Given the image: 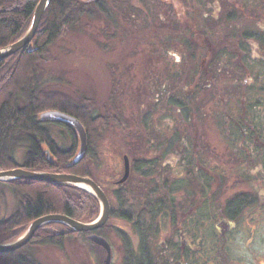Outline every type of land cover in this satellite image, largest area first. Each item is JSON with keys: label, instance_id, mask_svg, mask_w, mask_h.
<instances>
[{"label": "rangeland", "instance_id": "rangeland-1", "mask_svg": "<svg viewBox=\"0 0 264 264\" xmlns=\"http://www.w3.org/2000/svg\"><path fill=\"white\" fill-rule=\"evenodd\" d=\"M166 1L105 0L104 12L83 17L50 48L42 65L44 87L75 100H93L94 114L109 117L107 129L94 141L89 165L93 179L103 189L115 212L99 233L114 247L115 264H120L123 254V232L118 228L125 230L123 235L132 238L130 223H148L139 218L142 208L136 201L128 198V202L123 203L116 197L114 183L124 173L123 157L128 156L131 163L137 165L123 190L128 197H136L137 187L142 186L154 191L155 201L159 202L166 199L164 194L169 188V220L163 219L166 211H158L159 215L152 218L154 224H169L170 230L173 224L187 223V207H194L200 200L198 185L187 178L184 146L190 145L191 159L193 144H197L199 159L213 165L217 160L214 150L218 135L223 129L234 127L232 121L239 120L238 114L242 111L262 108L250 93L251 83H243L247 79H258L256 72L261 73L262 69L252 65L247 71L241 66L246 62L245 56H231L226 51L236 46L230 39L235 25L242 28L238 32L262 33L264 0L251 10L255 13L253 17L260 19L256 20L258 25L251 18L245 20L242 10H235L230 0H171L169 5ZM237 2L245 4V0ZM243 9L246 15H252L250 8L244 5ZM232 13L237 17L232 21L226 19ZM195 15L206 16L196 27H204L213 44L221 41L216 55L211 52L207 56L206 43L199 35H194L191 25ZM257 40L239 39L237 46L243 43L249 50L261 47ZM222 47L228 49L221 52ZM203 56L208 59L202 68ZM200 68L203 71L200 81L193 85ZM235 79L237 88H231L229 82ZM243 85L247 87L244 98ZM253 86L261 90L259 83ZM51 131L60 147L68 148L67 132L61 127H51ZM167 147L169 152H166ZM22 153L16 159L20 165ZM157 177H164L161 183ZM167 177L169 183L164 184ZM19 201V195L11 186L0 183V222L14 214ZM129 211L133 213L132 222L121 217ZM171 234L169 245L173 246L177 237L176 232ZM30 254L39 264H103L101 253L84 236L66 240L62 248H35Z\"/></svg>", "mask_w": 264, "mask_h": 264}, {"label": "trees", "instance_id": "trees-1", "mask_svg": "<svg viewBox=\"0 0 264 264\" xmlns=\"http://www.w3.org/2000/svg\"><path fill=\"white\" fill-rule=\"evenodd\" d=\"M39 1L0 0V49L16 43L25 35ZM104 1L51 0L30 47L0 61V171L23 168L93 179L89 165L92 146L107 129L109 117L94 114L93 100H75L58 90L44 87L41 78L42 65L50 48L62 40L83 17L104 12ZM48 111L71 115L86 129L89 149L78 165L72 166V160L79 150L76 132L60 123L41 121V114ZM51 127H61L67 132L70 139L68 148L60 147L53 137ZM46 151L50 152L51 162ZM20 152H23L21 165L16 160ZM6 185L14 189L20 201L14 214L0 222V244L18 238L33 221L46 215H65L76 221L91 222L100 213L99 201L88 192L73 186L31 180H16ZM137 188L136 197H128L129 195L123 193V188L116 190V197L123 203L128 198L136 201L143 208L139 214L141 218L154 221V217L151 218L155 207L154 191L142 186ZM126 214L128 215L122 214L121 217L132 222V211ZM114 215L115 212L111 210L110 219ZM83 235L85 234L75 233L62 224H47L21 250L0 254V264H39L30 254L33 249L62 248L66 240Z\"/></svg>", "mask_w": 264, "mask_h": 264}, {"label": "flooded vegetation", "instance_id": "flooded-vegetation-1", "mask_svg": "<svg viewBox=\"0 0 264 264\" xmlns=\"http://www.w3.org/2000/svg\"><path fill=\"white\" fill-rule=\"evenodd\" d=\"M167 1L169 5L171 0ZM230 2L235 10H242L245 20L248 21V18H251L256 23L258 22L256 20H260L253 17L255 13L251 10L261 0H257V3H253L251 0L249 2L251 5L247 3V0H245V4H239L237 0H230ZM244 5L245 8H250L251 16L245 14ZM199 6L202 9V5ZM236 15V13H232L226 19L232 21L237 17ZM202 18L204 21L206 20V16ZM202 18L195 15L193 25H191L192 31L206 43L204 45L207 46V56H210L211 52L216 55L220 50L221 41L213 44L210 37H207L205 28L196 27ZM262 26L264 28V21ZM241 29V26L235 25L230 35V39L236 46L229 49L222 47L221 52L228 49L226 54L235 57L245 56L246 62H242L241 66L246 67L247 71H250L252 65L262 69L261 73L256 72L258 79L250 81L247 79L243 82L247 85L249 82L251 83L250 93L258 99L262 108L259 111H242L238 114L239 120L233 119L234 127L223 129L218 135L219 139L214 150L217 160H214L213 165L206 160L199 159L197 144H193L194 157L191 159L188 155L191 154L190 145L184 146L187 154L184 160L187 167V178L196 182L200 189L199 203L194 207H187L188 214L185 217L187 223L171 225L174 229L169 230V224H154L150 218L147 220L148 223L129 224L133 230L132 238L129 235H123L125 230L118 228L119 232H123L122 235L120 234L123 252L120 264H264V29H262V33L238 32ZM254 38H258V45L261 47L249 50V47H245L243 43L240 47L237 46L239 39L249 42ZM207 59L208 57L204 56L201 59L200 66L202 68L205 67ZM202 68H200L197 78L194 79L193 85L199 83V77L203 72ZM257 83L261 86L260 91L255 90V86H253ZM229 85L231 88H237L238 80H231ZM246 89V85H243L242 98L246 96ZM166 152H169V147ZM208 152L213 153L211 149H208ZM135 168V164L130 161L129 179L121 185L114 183V186L117 189H124L130 181L133 171H136ZM162 178L157 177L159 183L162 182ZM150 179L156 178L150 177ZM168 181L167 177L164 184H168ZM165 188L167 189V187ZM164 195H166V199L153 203L155 206L153 215H159L158 211L160 210L166 211L163 219L168 221L169 188L167 194ZM156 206L161 207L158 210ZM195 215L198 217L194 218ZM138 216L141 218L140 215ZM196 221L197 223H194ZM171 232H176L175 236L177 237V242L173 246L169 245ZM83 236L101 253L102 263L105 264L108 251L90 242L89 234ZM102 237L110 244L111 264H115L114 247L104 236Z\"/></svg>", "mask_w": 264, "mask_h": 264}, {"label": "water", "instance_id": "water-1", "mask_svg": "<svg viewBox=\"0 0 264 264\" xmlns=\"http://www.w3.org/2000/svg\"><path fill=\"white\" fill-rule=\"evenodd\" d=\"M88 2H95L97 0H87ZM51 0H40L37 4L31 24L25 35L16 43L0 49V61L17 54L23 49L29 48L36 33L38 31L41 19L46 12ZM41 121L56 122L72 128L79 139V150L72 160V166L78 165L87 155L89 149L88 133L82 123L75 117L58 112L48 111L40 116ZM48 160L51 162L52 158L49 151H46ZM130 177V161L127 156L124 157V174L123 177L117 181V185L124 184ZM16 180H31L36 182H43L48 184H62L73 186L82 189L92 196H94L100 204V214L93 222L85 223L76 221L65 215H46L33 221L25 232L17 239L0 244V254L14 253L27 246L36 232L43 226L56 223L67 226L75 233L89 234L88 240L94 245L102 247L108 251V257L105 264H111V247L110 244L96 232L102 229L111 217L110 201L103 191V189L91 178H85L73 174H60L50 172L29 171L23 168H17L7 171H0V183H11Z\"/></svg>", "mask_w": 264, "mask_h": 264}]
</instances>
